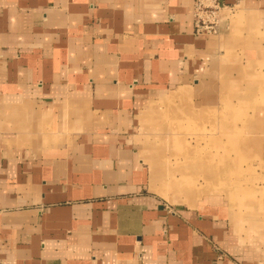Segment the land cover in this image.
<instances>
[{
  "label": "crops",
  "instance_id": "crops-1",
  "mask_svg": "<svg viewBox=\"0 0 264 264\" xmlns=\"http://www.w3.org/2000/svg\"><path fill=\"white\" fill-rule=\"evenodd\" d=\"M222 3L197 36L192 0H0V264H256L143 153L160 103L264 92V0Z\"/></svg>",
  "mask_w": 264,
  "mask_h": 264
},
{
  "label": "rangeland",
  "instance_id": "rangeland-1",
  "mask_svg": "<svg viewBox=\"0 0 264 264\" xmlns=\"http://www.w3.org/2000/svg\"><path fill=\"white\" fill-rule=\"evenodd\" d=\"M220 82L222 101L204 115L171 118L160 103L149 120L154 147H144L143 153L154 164L152 177L165 201L204 203L221 217L226 238L234 237L255 255L256 264H264V92L254 88L249 100L257 102L248 103L252 89L245 82L234 87Z\"/></svg>",
  "mask_w": 264,
  "mask_h": 264
},
{
  "label": "built area",
  "instance_id": "built-area-1",
  "mask_svg": "<svg viewBox=\"0 0 264 264\" xmlns=\"http://www.w3.org/2000/svg\"><path fill=\"white\" fill-rule=\"evenodd\" d=\"M193 27L197 36L217 35L221 14L226 9L222 0H192Z\"/></svg>",
  "mask_w": 264,
  "mask_h": 264
}]
</instances>
